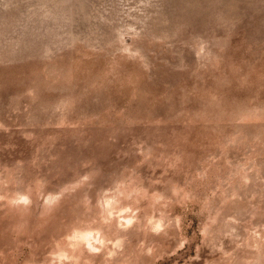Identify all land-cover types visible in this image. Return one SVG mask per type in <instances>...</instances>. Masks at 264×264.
Returning a JSON list of instances; mask_svg holds the SVG:
<instances>
[{"label": "rangeland", "instance_id": "1", "mask_svg": "<svg viewBox=\"0 0 264 264\" xmlns=\"http://www.w3.org/2000/svg\"><path fill=\"white\" fill-rule=\"evenodd\" d=\"M0 264H264V0H0Z\"/></svg>", "mask_w": 264, "mask_h": 264}, {"label": "bare ground", "instance_id": "2", "mask_svg": "<svg viewBox=\"0 0 264 264\" xmlns=\"http://www.w3.org/2000/svg\"><path fill=\"white\" fill-rule=\"evenodd\" d=\"M89 233H90V232H84V236L86 237L87 235H90ZM90 237H91V236H90ZM91 238H92V237H91ZM91 238H90V239H91ZM85 239H86V238H85Z\"/></svg>", "mask_w": 264, "mask_h": 264}]
</instances>
